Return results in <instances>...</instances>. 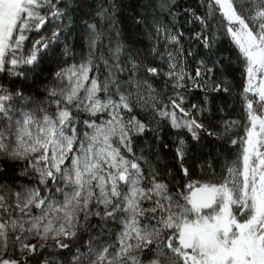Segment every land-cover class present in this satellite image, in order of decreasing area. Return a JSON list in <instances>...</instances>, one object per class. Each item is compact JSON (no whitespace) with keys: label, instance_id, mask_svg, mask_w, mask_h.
<instances>
[{"label":"snow or ice","instance_id":"6c2138e0","mask_svg":"<svg viewBox=\"0 0 264 264\" xmlns=\"http://www.w3.org/2000/svg\"><path fill=\"white\" fill-rule=\"evenodd\" d=\"M175 6L159 5L170 14ZM199 7L202 14L185 9L200 25L195 39L211 53L222 33L242 65L243 135H233L236 120L214 131L203 122L211 109L188 103L194 89L205 104L209 92H230L220 58L192 68L183 32L154 22L149 52L166 57L167 70L148 65L117 28L115 4L85 11L80 60L53 74L44 98L0 85V118L8 121L0 128V176L21 166L28 181L18 190L0 183V264H264V0H199ZM86 8L87 0H0V72L27 79L26 66L54 55ZM161 73L171 95L147 78ZM165 124L176 169H166L167 181L158 167L166 163L161 145L169 147ZM205 136L237 151L219 174L210 156L197 161L208 177L201 179L187 161Z\"/></svg>","mask_w":264,"mask_h":264},{"label":"trees","instance_id":"16d2710c","mask_svg":"<svg viewBox=\"0 0 264 264\" xmlns=\"http://www.w3.org/2000/svg\"><path fill=\"white\" fill-rule=\"evenodd\" d=\"M70 2L79 3V0H70ZM163 0H87V8L84 11L78 13L79 19H77L72 25V31L66 33L61 37V43L54 49V55L49 53L45 54L35 66H26L27 79L23 76L16 78L9 76L4 72H0V85L9 88L13 91L22 90L24 94L32 95L38 100L44 98L47 94L44 90L45 85L49 81L53 80V74L63 66L78 62L80 60V54L82 52L80 35L83 29L82 21L85 19H91V16L85 15V11L95 15V12L102 5L104 8H110L112 4L116 5L114 11V19L117 24V28L122 30V37L125 41L135 50H138L144 63L167 70V58L161 60L159 53L155 56L151 55L149 49L155 43L152 38L155 36V29L152 27L154 22H158L161 25L168 26L180 32H183L182 44L184 49L192 50L195 53L194 57H188V64L194 68L195 61L200 58L207 59L211 55L212 59L220 58L225 65L226 71L224 75L230 80V92L229 93H213L209 92L207 96V103L205 104V95L199 89H194L188 96L189 104H201L211 109V115L207 112L204 114L203 122L205 125L211 127L214 131H219L221 122L236 120L240 121L237 130L233 132V135H243V123H244V111L242 107V101L240 92L242 90V78L241 71L242 65L237 60L236 52L229 44L228 39L224 38L222 33L217 40L216 45L211 50L203 48L199 41L195 39V33L200 31V25L198 22H189L191 17L185 12V9H195L197 14H202L203 9L199 7V0H175V8H173L170 14L167 8H160L159 5ZM175 16V19H174ZM137 20H142L144 23L137 24ZM212 26L215 22H211ZM105 26L106 22H105ZM50 27V26H49ZM48 30H45L47 34ZM212 32V28L208 30ZM151 33V36L149 35ZM113 44L117 37L115 36V30H113ZM67 43L68 47L72 49L75 56L63 55V45ZM107 43V41H105ZM159 52L165 51V44L161 37V42L158 45ZM86 51V49L84 50ZM140 75L142 77L147 74L141 70ZM221 73L219 69L216 72V77H220ZM153 86L157 90H161L165 96L171 95L172 89L169 87L164 90L165 77L163 73L159 77L148 76ZM46 103V101H45ZM19 108L13 113L14 118H18ZM143 115V114H141ZM163 139L168 143L167 149L161 145V156L166 163L158 165L161 176L166 181L169 179L166 174V169L173 168L175 174V162L173 160L172 153V141L170 139L173 135L172 130L165 124L163 130ZM148 141H151L155 145L154 138L151 133L146 137ZM139 143H142L139 142ZM237 149L231 148L227 144V140L216 141L210 137H202L199 145H194L192 153L188 157V165L193 169L196 178H208L207 175L201 176L200 171L195 164L197 161L206 160L209 156L212 158L213 165L216 172L219 174L220 166L227 155L228 159H234ZM147 154V153H146ZM21 166H17L15 172L9 170L6 176H0V183L7 182L12 186L14 190H18V185L21 183H28L27 179L19 175ZM205 169V173H207ZM177 179L180 177L177 176ZM95 222V221H93Z\"/></svg>","mask_w":264,"mask_h":264},{"label":"rangeland","instance_id":"374dc122","mask_svg":"<svg viewBox=\"0 0 264 264\" xmlns=\"http://www.w3.org/2000/svg\"><path fill=\"white\" fill-rule=\"evenodd\" d=\"M15 119L16 118L13 117V120H15ZM7 123H8V121L6 119L0 118V128L6 127Z\"/></svg>","mask_w":264,"mask_h":264}]
</instances>
